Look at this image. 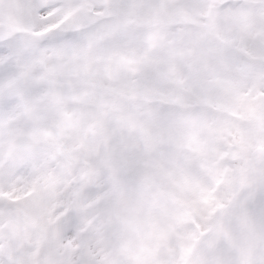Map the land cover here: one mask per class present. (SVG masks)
Listing matches in <instances>:
<instances>
[{
  "label": "snow or ice",
  "instance_id": "6c2138e0",
  "mask_svg": "<svg viewBox=\"0 0 264 264\" xmlns=\"http://www.w3.org/2000/svg\"><path fill=\"white\" fill-rule=\"evenodd\" d=\"M0 264H264V0H0Z\"/></svg>",
  "mask_w": 264,
  "mask_h": 264
}]
</instances>
